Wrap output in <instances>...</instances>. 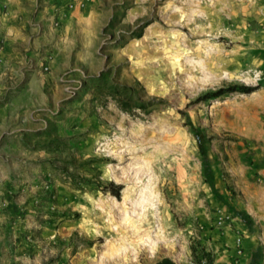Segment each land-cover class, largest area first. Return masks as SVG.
Instances as JSON below:
<instances>
[{
  "label": "rangeland",
  "instance_id": "1",
  "mask_svg": "<svg viewBox=\"0 0 264 264\" xmlns=\"http://www.w3.org/2000/svg\"><path fill=\"white\" fill-rule=\"evenodd\" d=\"M232 84L256 90L196 100ZM166 257L264 264V0H71L0 32V264Z\"/></svg>",
  "mask_w": 264,
  "mask_h": 264
},
{
  "label": "crops",
  "instance_id": "2",
  "mask_svg": "<svg viewBox=\"0 0 264 264\" xmlns=\"http://www.w3.org/2000/svg\"><path fill=\"white\" fill-rule=\"evenodd\" d=\"M69 1L71 0H0V32L47 27L52 24L54 12L66 11ZM3 38L5 44H26L28 41L24 36Z\"/></svg>",
  "mask_w": 264,
  "mask_h": 264
},
{
  "label": "trees",
  "instance_id": "3",
  "mask_svg": "<svg viewBox=\"0 0 264 264\" xmlns=\"http://www.w3.org/2000/svg\"><path fill=\"white\" fill-rule=\"evenodd\" d=\"M255 90H256V87H254V86H250V85H246V84H232V85H228L226 87L219 88L216 91L205 93L204 95L199 96L196 100L197 101L198 100H206V99L211 98V97H217V96H221V95H225V94H231V93L249 94ZM193 132H194L195 139L197 141L198 148H199L200 152L202 153V155H204L205 150H204V145L202 142L201 134L195 128H193ZM110 186L112 189L109 190V192L112 195H114L115 197L119 198L120 197V190H121L122 186L119 184H113V183H110ZM155 264H176V263L173 262L170 258L166 257V258H163L160 261L156 262Z\"/></svg>",
  "mask_w": 264,
  "mask_h": 264
},
{
  "label": "bare ground",
  "instance_id": "4",
  "mask_svg": "<svg viewBox=\"0 0 264 264\" xmlns=\"http://www.w3.org/2000/svg\"><path fill=\"white\" fill-rule=\"evenodd\" d=\"M109 150V149H108ZM110 152H111V150H109ZM113 152V151H112ZM108 172H109V174L111 175V177H112V179L114 180V181H121L122 180V178H123V174L122 175H117L116 173L114 174L113 173V171H112V169H110L109 168V170H108ZM124 173V172H123ZM125 174V173H124ZM124 176H126V175H124ZM126 178V177H125ZM137 183V182H136ZM127 190H128V188H127V186L125 187V188H123V197H122V200L123 201H125V199L127 200L128 199V197L126 196V192H127ZM140 197H142L141 195H140V193L138 194V201H136V199L134 198V199H132V202L135 204V207L137 206V205H141L143 208L144 207H147V206H153L152 205V201L150 200V199H147V198H145V197H143V200H144V204L143 203H141V202H143L142 201V199L140 198ZM137 198V197H136ZM141 199V200H140ZM135 201V202H134ZM138 203V204H137Z\"/></svg>",
  "mask_w": 264,
  "mask_h": 264
}]
</instances>
